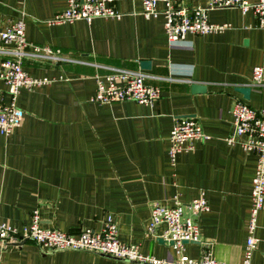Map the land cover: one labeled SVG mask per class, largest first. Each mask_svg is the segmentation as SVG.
Masks as SVG:
<instances>
[{
  "label": "crops",
  "instance_id": "crops-1",
  "mask_svg": "<svg viewBox=\"0 0 264 264\" xmlns=\"http://www.w3.org/2000/svg\"><path fill=\"white\" fill-rule=\"evenodd\" d=\"M205 3L175 0L186 8ZM65 8L66 0H0V31L22 21L30 44L67 59L53 62L26 50L23 70L50 83L20 90L21 125L0 135V222L21 229L37 211L41 227L77 234L99 232L112 217L122 243L172 262L177 255L161 237L165 227L147 231L151 205H187L203 194L209 210L197 219L200 242L208 243L215 260L241 264L257 157L225 138L235 100L264 108V91L251 86L253 68L264 65V30L256 16L236 8L213 10L209 21L228 24V30L188 34L169 45L163 18L143 17L140 0H115L119 21L50 23ZM143 62L148 70L141 69ZM109 69L143 73L146 84L159 88V100L91 102L96 77ZM194 85L204 91H193ZM240 87L250 88L248 99L236 91ZM6 91L0 80V96L8 102ZM177 118L195 119L209 139L195 141L172 164L168 137ZM255 237L251 264H264V207ZM203 251L201 243L184 246L192 259ZM0 264L134 263L87 252L43 253L28 241L0 246Z\"/></svg>",
  "mask_w": 264,
  "mask_h": 264
},
{
  "label": "built area",
  "instance_id": "built-area-1",
  "mask_svg": "<svg viewBox=\"0 0 264 264\" xmlns=\"http://www.w3.org/2000/svg\"><path fill=\"white\" fill-rule=\"evenodd\" d=\"M140 1L143 17L163 18L169 45L183 41L188 34L202 36L228 30V24H213L209 21V12L219 9L236 8L242 14L251 12L258 20V27L264 30V0H206L204 6L194 8L179 7L175 0ZM114 2L115 0H66L65 10L55 15L50 23L90 22L94 19L119 21L122 15L114 9ZM159 5H162L161 9H158ZM29 47L33 50L30 55L34 57L53 62L67 61L60 57L59 51L30 44L26 39L22 21L10 23L0 31V80L7 89L8 97V102H5L0 96V135L5 137L11 135L23 119V112L17 106L20 90H32L50 83V80L45 78H33L23 70L22 61L28 55L26 50ZM146 79L147 76L141 72L109 69L106 75L96 77V90L91 102L98 105L121 102L153 105L160 98V90L156 86L146 84ZM251 86L264 91V65L253 68ZM231 114L232 129L225 138L226 144H238L245 153H253L257 157L241 263L251 264L257 246L255 232L258 215L264 207V108L255 110L244 102L235 100ZM208 139L195 119L177 118L168 137V156L171 163L174 164L178 153L193 149L195 141ZM208 210L209 206L203 194L187 205L177 200L171 206L157 202L151 205L147 231L153 234L157 227H165L161 237L177 255L172 262L142 253L139 245L122 243L118 239V229L112 217L106 219L99 232L86 229L71 234L41 227L39 213L34 211L30 225L21 229L0 222V246H16L21 242L31 241L43 253L87 252L134 264H229L215 260L208 251V243L200 242L197 219L201 213ZM185 243H201L204 249L201 257L192 259L186 256Z\"/></svg>",
  "mask_w": 264,
  "mask_h": 264
},
{
  "label": "water",
  "instance_id": "water-1",
  "mask_svg": "<svg viewBox=\"0 0 264 264\" xmlns=\"http://www.w3.org/2000/svg\"><path fill=\"white\" fill-rule=\"evenodd\" d=\"M149 66L150 65H149L148 62H143L141 64V69L148 70L149 69ZM193 91H195V92L204 91V87L203 86H196V85H194L193 86ZM236 91L239 92V93H241L245 99H248V95H249V92H250V88L240 87V88L236 89ZM23 243H25V242H21L18 245H21ZM185 244H188V243H185Z\"/></svg>",
  "mask_w": 264,
  "mask_h": 264
}]
</instances>
